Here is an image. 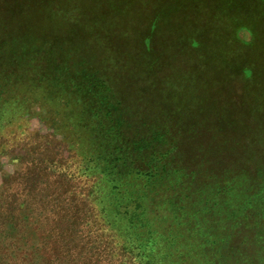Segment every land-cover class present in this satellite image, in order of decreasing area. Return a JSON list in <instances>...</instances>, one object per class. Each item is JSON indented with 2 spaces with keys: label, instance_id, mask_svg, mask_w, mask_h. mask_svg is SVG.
<instances>
[{
  "label": "trees",
  "instance_id": "16d2710c",
  "mask_svg": "<svg viewBox=\"0 0 264 264\" xmlns=\"http://www.w3.org/2000/svg\"><path fill=\"white\" fill-rule=\"evenodd\" d=\"M77 2L79 0H39L35 2L37 4L32 11L20 13L10 10L0 13V159L14 152L11 150L18 148L31 136L25 128L29 119L41 111L49 115L56 131H69L63 139L73 158L69 159V164L73 165L71 170L74 166L79 167L81 176L91 179V186L86 189L82 201H77V196L73 195L74 182L71 180L74 171L72 173L69 169H62L57 161L47 163L44 171L48 175L43 172V176L32 171L34 163H31L29 168L26 167L27 170L20 173L25 179L24 185L20 184L19 172L9 177L6 184L9 183L11 187L0 189V264H107L103 244L95 247L87 240L89 235L85 236L84 226L88 223L84 224L81 218L88 214L90 217V210L92 219L102 233L109 231L113 247L109 244L105 247L114 251V257L117 258L115 253H123L128 259L127 264H162L166 256L164 248L176 253L175 247L179 243L168 238L167 232L171 225L169 215L156 212L160 209L147 207L145 203L159 202L175 212L180 207L176 198L182 196L180 202L184 204L181 207L189 206L190 210L192 196L200 194L197 190L203 186L199 185L198 175L192 176L195 173L214 172L211 156L222 155L220 147L223 149L229 145L226 140H222L221 145L211 142L214 138L210 131H206L210 135L208 141L198 143L195 141L196 133L199 136L200 132H204H198L200 125H183L179 117H174L175 124L171 123V117H167L168 122L152 121L146 125L136 123L135 133L128 135L118 129L112 120H108V113L119 106L124 107V104L113 90L110 92L111 88L105 83L100 71L92 69L94 65L87 64L85 69L89 72L76 75L73 71L77 70L76 66H71L70 61L75 57L73 52L78 53L81 48L71 46L75 41L89 39L96 44L103 37L109 38L111 33L105 28L108 19L117 26L119 13L124 11L118 5L117 8L110 7L112 13L107 18V11L105 13L103 9L105 1L98 9L91 0L88 3L87 0ZM92 7L96 10H92ZM136 8L135 12L141 10L140 7ZM194 8L193 11H186L180 19L188 22L189 16H200ZM64 9L72 10V14L66 16ZM234 19L227 17L223 21L231 23ZM85 24L92 26V33H82ZM152 25L154 28L155 23ZM238 26L240 30H249L244 25ZM113 30L119 29L114 27ZM229 31L232 38H235V30ZM73 33L77 35L72 37ZM126 34H130V31ZM203 34L208 36L212 31ZM191 35L189 43L202 37L200 32ZM185 37L182 36L181 44L189 40ZM101 49L94 47L83 49L82 52L87 54L92 51L95 56ZM261 54L254 66L245 64L242 67L244 77L241 79L246 91H242L243 101L239 104L243 107L242 115L246 112V104L252 106L257 117L255 127L242 131L246 133L245 137L256 140L255 145L259 146L264 156V51ZM260 56L262 60H259ZM252 77L256 79L251 80ZM190 89L194 90L192 85ZM189 94L201 99L207 97L197 91ZM58 96L65 98L64 102L59 103ZM71 96L76 97L75 104H72ZM37 100L41 103L38 104ZM53 106L62 107V114L54 111ZM164 106L167 111L175 110V113L180 108L179 105L171 107L169 102ZM225 115V111L214 114V120L223 123L224 118L227 120ZM95 118L97 124H93ZM229 123L235 125L232 121ZM130 139H135V143H131ZM143 141L144 145H141ZM155 141L160 147L152 145ZM83 144H87V148L82 152ZM157 146L159 148H154ZM75 158L79 165H75ZM51 166L56 169H51ZM228 169L225 170L228 172ZM55 170L59 172L55 182H48L45 187L46 192L53 188V194L46 193V196L41 195L37 200L35 188L32 187L36 183L35 177L49 178ZM208 177L205 191L213 189L216 195L209 199L213 195L208 192L200 200L202 203L216 200L221 194L219 188H231L234 184L232 179L226 181L224 177ZM188 180H193L194 184L190 186ZM168 183L169 189L164 190ZM16 185L21 188L18 189ZM62 191L71 195L68 205H64L63 199L59 198ZM240 198L232 199L231 204L241 203L246 208H252V200H248L247 195L246 199ZM49 199L50 202L56 201L57 206L48 207L45 202ZM242 213L238 210L234 213L237 225L240 219L238 216H242ZM262 216L260 230L264 237V212ZM174 226L176 223L172 224ZM206 242L207 238L202 243ZM210 242L214 243L211 239ZM261 246L264 256V241ZM51 248L59 250L53 253ZM38 249L42 252H36Z\"/></svg>",
  "mask_w": 264,
  "mask_h": 264
},
{
  "label": "rangeland",
  "instance_id": "374dc122",
  "mask_svg": "<svg viewBox=\"0 0 264 264\" xmlns=\"http://www.w3.org/2000/svg\"><path fill=\"white\" fill-rule=\"evenodd\" d=\"M38 1L0 0V13L10 10L20 13L32 11L37 4L35 2ZM81 1L79 0V2ZM91 1L97 9L105 1L103 9H105V13L107 11V18L112 13L110 7L117 8L118 5L124 11L119 13L117 26L108 19L105 28L108 33H111L109 38L103 37L97 40L96 44L90 42L89 39L75 41L71 46L81 48L78 53L73 52L75 57H73V61H70L71 66H76L77 70H73L76 75L89 72L85 69L87 64L94 65L92 69L100 71L106 80L105 83L111 88L110 92L113 90L116 97L124 104V107L119 106L115 111H111L112 113H108L107 119L112 120L113 124L118 125V129L128 135L135 133L134 124L136 123L142 122L143 125H146L152 121L164 120L168 122V118L171 117L173 118L171 123L175 124L174 117H179L183 125H189V123L200 125L198 132L201 130L204 132H200L199 136L196 133L195 141L198 143L203 140L207 142L210 135L206 131H210L214 138L211 142L221 145L222 140H226L229 145L223 149L220 147L222 155L211 156L214 172L195 173L192 176L198 175L199 185L203 186L197 190V193L200 194L192 196L190 210L189 206L181 207L184 204L180 202L183 199L182 196L176 198L180 207L175 212L159 202L145 203L147 207L160 209L156 212L169 215L171 225L167 232L168 238L176 240V244L179 243L175 247L176 253L164 248L165 255H168L169 258L166 259L165 256L162 264H264L263 250H261L264 237L260 230V225L263 223L262 212H264V156L259 146L255 145L256 140L245 137L246 133L242 131L245 128L255 127L257 117L252 106L246 104V112L242 115L243 107L240 105L243 101L242 91H246L241 79L244 77L242 67L245 64L254 66L259 54L264 51V0ZM135 6L140 7L141 10L135 12L134 9H137ZM193 7L200 16H189V21L183 22L180 19L183 17L181 15L186 11H193ZM96 8L92 7V10H96ZM63 12L66 16L72 14L70 9H64ZM205 17L207 18L205 19ZM227 17L235 19L231 23H225L223 19ZM152 23H155L154 28ZM239 24L246 26L249 30L245 28L240 30ZM114 27L119 30L114 31ZM230 29L235 30V38H232L228 33L231 32ZM129 31L130 34L127 35L126 33ZM209 31H212V34L208 36L203 34ZM195 32H200L203 35L189 43L191 34H195ZM82 33H92V26L85 24ZM76 35L73 33L72 37ZM94 35L97 36L96 33ZM182 36H186L185 38L189 40L181 44ZM146 39L149 45L145 43ZM94 47L103 49L99 50L100 52L98 51L95 56L92 55V51L83 54V49L90 50ZM104 56L106 57L104 58ZM260 57L259 60H262V56ZM102 61L103 64H101ZM255 77L250 79H256ZM191 85L194 90L190 89ZM195 91L207 95V97L201 99L189 94ZM58 97L59 103L64 102L65 98ZM71 99L72 104H75L76 97L71 96ZM167 102L171 107L179 105L180 108L176 113L175 110L167 111L164 106ZM39 103H41L40 100ZM53 109L62 114V107L56 106ZM104 109L107 111L105 107ZM224 111L227 120L224 118L223 123L215 121L214 114ZM44 116L46 117L44 118ZM48 117L49 115L47 116L41 111L36 112L35 116L29 119L25 128L26 133H31V136L25 139L18 148L11 150L14 152L1 157L0 189L11 187L6 182L9 177L17 175L18 172L20 184L24 185L25 179L20 173L27 170L26 167L29 168L31 163H34L32 171L39 172V175L43 176V172L48 175V172L44 171L47 163L57 161L62 169H69L72 173L74 171L73 179H71L75 189L73 195L77 196V201H82L86 189L91 186V179L81 176L82 172L79 171V167L74 166L73 171L71 170L73 165L69 164V159L73 158H71V153L68 152V146L63 139L69 131L67 129L56 131L53 122ZM230 121L235 125L231 126ZM225 122L227 127H225ZM93 124H97L96 118L93 119ZM233 128L241 129L235 131ZM23 135L25 136V132ZM135 139H130V142L135 143ZM154 144L160 147L158 142L155 141L152 145ZM141 145H144V141ZM158 146L154 148H159ZM81 147H83V152L86 150L87 144H83ZM74 163L79 165L76 158ZM227 167L230 168L228 172L225 170ZM51 169L56 168L51 166ZM55 171L49 178L48 176L35 177L34 182L36 183L32 187L35 188L34 193L37 200L41 195L42 197L46 196V193L53 194V188L46 192L45 187L48 186V182H55L58 172ZM212 175L224 177L226 181L232 179L234 184L231 185L232 189L228 186L219 188L221 194L216 200L202 203L200 200L208 192L213 195L209 196V199L216 195L213 189L205 191L208 176ZM188 184L191 186L194 181L190 180L189 182L188 180ZM16 186L18 189L21 188ZM168 189L169 183L164 186V190ZM229 189L231 190L229 191ZM246 195L248 200H252L251 209L241 203L231 204L232 199H241L240 197L246 199ZM70 197L71 195L63 193V191L59 196L63 199L64 205L70 203ZM49 202L50 199L45 202L48 203V207L57 206L56 201ZM236 210L240 213L243 211L242 216H238L240 218L238 219L239 225H237V218L234 216ZM90 213L92 216L91 210ZM91 216L89 217L88 214L87 217L81 218L84 219V224H89L84 226L85 236L89 235L87 240H90L94 246L96 245L95 247L103 244L105 263L127 264L128 259L125 254L115 253L117 254L116 258L114 251L106 248L108 244L113 247L110 233L108 230L102 233L101 228L96 225ZM173 223H176L174 228L172 227ZM51 225L52 222L50 227ZM34 238L36 242V237ZM205 238H207V242L202 243ZM210 239L214 242L213 244ZM58 250L53 249L51 252L57 253ZM36 252L41 253L42 250L38 249Z\"/></svg>",
  "mask_w": 264,
  "mask_h": 264
},
{
  "label": "crops",
  "instance_id": "0c3cea01",
  "mask_svg": "<svg viewBox=\"0 0 264 264\" xmlns=\"http://www.w3.org/2000/svg\"><path fill=\"white\" fill-rule=\"evenodd\" d=\"M157 220H159V219H157Z\"/></svg>",
  "mask_w": 264,
  "mask_h": 264
}]
</instances>
